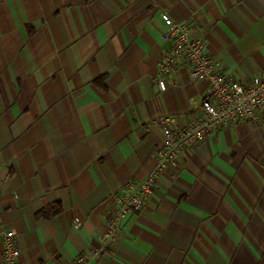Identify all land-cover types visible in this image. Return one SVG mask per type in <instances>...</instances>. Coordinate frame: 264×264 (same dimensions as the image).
Listing matches in <instances>:
<instances>
[{"label":"crops","instance_id":"1","mask_svg":"<svg viewBox=\"0 0 264 264\" xmlns=\"http://www.w3.org/2000/svg\"><path fill=\"white\" fill-rule=\"evenodd\" d=\"M161 12L239 82L264 70V0H0L1 235L20 264L101 248L116 194L155 164L152 120L180 125L205 83L155 78ZM91 264H264V115L214 130L157 176Z\"/></svg>","mask_w":264,"mask_h":264},{"label":"built area","instance_id":"2","mask_svg":"<svg viewBox=\"0 0 264 264\" xmlns=\"http://www.w3.org/2000/svg\"><path fill=\"white\" fill-rule=\"evenodd\" d=\"M160 16L164 26L161 38L165 44L155 78L160 90L166 88L164 77L185 67L191 81L205 83V92L198 101L190 99L193 109L184 124L180 125L177 117L168 113L152 120L163 134L162 143L155 149L156 162L139 182H126L119 188L116 206L107 218L103 246L118 236L122 220L128 214L143 208L144 200L153 194L157 176L167 165L176 163L182 150L199 146L214 130L235 120L257 122L264 115V70L246 81L235 80L221 72L205 41L191 36L187 23L174 21L166 12H161ZM103 246L88 248L70 264H91L100 257ZM19 256L15 230H4L0 264H20Z\"/></svg>","mask_w":264,"mask_h":264}]
</instances>
